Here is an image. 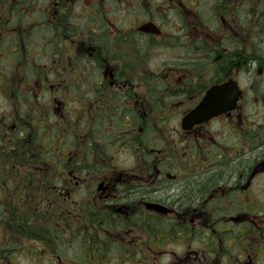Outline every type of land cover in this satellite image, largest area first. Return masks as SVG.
I'll use <instances>...</instances> for the list:
<instances>
[{
    "label": "flooded vegetation",
    "instance_id": "obj_1",
    "mask_svg": "<svg viewBox=\"0 0 264 264\" xmlns=\"http://www.w3.org/2000/svg\"><path fill=\"white\" fill-rule=\"evenodd\" d=\"M45 90L102 181L45 185ZM0 105V264H264V0H0Z\"/></svg>",
    "mask_w": 264,
    "mask_h": 264
},
{
    "label": "trees",
    "instance_id": "obj_2",
    "mask_svg": "<svg viewBox=\"0 0 264 264\" xmlns=\"http://www.w3.org/2000/svg\"><path fill=\"white\" fill-rule=\"evenodd\" d=\"M40 123L29 124V132H39L43 130L45 141L44 148L45 152L43 155L44 165L52 167V172L48 175H44V183L48 185H56L57 183H64L67 179V174L71 170H76L79 174H86L87 176H93L97 178L102 173L98 170L101 163V159H96L97 163L91 162V159L85 156L74 157V154L70 157L66 150L75 151L77 148V138L75 132L71 129L72 126L69 125V122L65 124L64 130L59 129V124L52 121L49 116L45 114V120L43 125ZM61 125V124H60ZM69 129L71 131H69ZM29 155H28V164L30 170L34 169L37 165V154H34L35 159L32 158L31 151L36 152L37 142H29ZM63 153V155H62ZM82 165V169H76L75 166ZM91 164V166H90ZM33 181H35L33 179ZM207 181V180H205ZM200 181H191L190 183H184L181 185L180 189L184 191V195L192 196L194 194H199L200 190H203V186L206 182ZM210 183L209 185H211ZM203 188V189H202ZM36 207L33 204H29L26 209H22V206L12 205V214L14 215L13 224L15 225L14 229H19L22 220H27L30 224V228L38 229L43 227L47 231H56L58 230L56 224L59 222V215H68L69 209L62 207L57 210L47 211L43 210L49 218V222L44 225L41 223L40 215L36 211ZM7 212V206L0 207V214L4 216ZM28 214L29 217L26 215ZM68 223V222H67ZM56 234V233H54Z\"/></svg>",
    "mask_w": 264,
    "mask_h": 264
},
{
    "label": "water",
    "instance_id": "obj_3",
    "mask_svg": "<svg viewBox=\"0 0 264 264\" xmlns=\"http://www.w3.org/2000/svg\"><path fill=\"white\" fill-rule=\"evenodd\" d=\"M219 88H217V89H213L209 94H208V96H207V99H206V101L204 102V103H209V101H211L212 99H213V97H214V95L216 94V91L218 90ZM223 88H221L220 90H219V93L221 92V90H222ZM207 105V104H206ZM205 104H203L202 106H201V112H205V113H207V115L208 116H210L212 113H216V112H218L216 109H218V108H216V109H210L208 106H206ZM218 110H220L219 112H222L223 110L220 108V109H218ZM191 118H197V114L195 113V114H193L192 116H191Z\"/></svg>",
    "mask_w": 264,
    "mask_h": 264
},
{
    "label": "bare ground",
    "instance_id": "obj_4",
    "mask_svg": "<svg viewBox=\"0 0 264 264\" xmlns=\"http://www.w3.org/2000/svg\"><path fill=\"white\" fill-rule=\"evenodd\" d=\"M190 182H191V181H188L187 183H190ZM37 213H38L41 217H43V219H44L46 222H49L50 218H49L45 213H43L42 210H38Z\"/></svg>",
    "mask_w": 264,
    "mask_h": 264
},
{
    "label": "rangeland",
    "instance_id": "obj_5",
    "mask_svg": "<svg viewBox=\"0 0 264 264\" xmlns=\"http://www.w3.org/2000/svg\"><path fill=\"white\" fill-rule=\"evenodd\" d=\"M47 97V96H46ZM0 107H1V105H0ZM46 113H48L49 115H50V118L52 117L53 118V115H51V111L48 109L47 111H46ZM107 150H109L110 149V147H107L106 148ZM32 171H30V173H31ZM34 172V171H33ZM19 258V257H18Z\"/></svg>",
    "mask_w": 264,
    "mask_h": 264
}]
</instances>
